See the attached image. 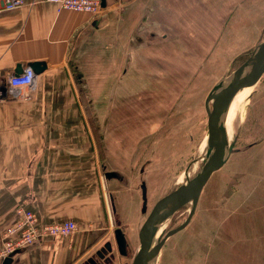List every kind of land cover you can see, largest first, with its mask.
Returning a JSON list of instances; mask_svg holds the SVG:
<instances>
[{
    "label": "crops",
    "instance_id": "obj_1",
    "mask_svg": "<svg viewBox=\"0 0 264 264\" xmlns=\"http://www.w3.org/2000/svg\"><path fill=\"white\" fill-rule=\"evenodd\" d=\"M22 1L0 14V84L21 73L22 64L44 69L30 100L0 101V249L21 208L37 226L71 221L77 231L28 248L11 264H86L113 241L111 203L122 221L135 200L125 208L124 179H105L91 133L92 125L119 121L86 117L84 109L102 107L95 94L120 92L116 78L123 73L203 75L206 63L225 46H241L249 30L248 47L220 56L219 70L215 59L210 63L223 78L232 61L264 38V0H130L94 15L58 11L45 0ZM88 93L92 99L84 101ZM92 261L105 264L98 256Z\"/></svg>",
    "mask_w": 264,
    "mask_h": 264
},
{
    "label": "rangeland",
    "instance_id": "obj_2",
    "mask_svg": "<svg viewBox=\"0 0 264 264\" xmlns=\"http://www.w3.org/2000/svg\"><path fill=\"white\" fill-rule=\"evenodd\" d=\"M247 39L237 48L225 46L214 58L216 68L223 62L220 56L229 57L234 48L248 47L251 40ZM248 52L232 61L226 74L238 67ZM172 61L176 66L177 61ZM210 63L197 77L134 78L123 73L116 78L120 92L95 94L96 101H104L102 107L84 109L86 117H115L119 121L92 125L91 133L105 171L118 172L125 181L119 185L126 200L124 207L135 200V208L122 220L131 257L115 255L112 264L132 263L139 247L138 231L148 212L201 168L206 137L203 101L222 79ZM139 84L150 90L133 89ZM242 92L233 100L226 120L236 152L213 173L191 222L167 238L154 264H264V74L254 87ZM91 99L90 93L84 95V101ZM143 182L145 215L140 212ZM124 207L121 209L126 210ZM188 207L166 221L162 230L168 233L178 228Z\"/></svg>",
    "mask_w": 264,
    "mask_h": 264
},
{
    "label": "water",
    "instance_id": "obj_3",
    "mask_svg": "<svg viewBox=\"0 0 264 264\" xmlns=\"http://www.w3.org/2000/svg\"><path fill=\"white\" fill-rule=\"evenodd\" d=\"M101 6L103 8L106 6L105 0H102ZM29 67L33 69L36 76L44 69V66L42 67V65L37 63L31 64ZM254 71H259L257 78V81H259L264 74V39L260 40L246 54L245 60L238 67L219 80L206 95L203 101V109L206 115V137L204 140V151L200 157L201 168L193 180L186 182L187 190L185 192H179L167 199L161 198L148 212L138 231L139 247L133 256L131 264H150L159 255L166 239L181 232L189 225L209 179L236 152L233 148L234 141L228 135L227 115L233 100L242 94V91L252 87ZM16 74H19V72H16ZM228 142H230L229 147ZM227 154L228 156L226 157ZM102 170L106 180H122V176L117 172H107L104 166H102ZM186 176L188 175L186 174ZM140 190L142 198L140 212L145 215L147 212V199L144 182L141 184ZM110 200L112 201L111 196ZM186 206H189V212L185 221L178 228L168 233L166 231L163 232L160 241L150 246V238L155 231ZM111 208L114 218L113 241L106 242L96 252L95 256L93 255L89 258L88 263L85 262L86 264H93L92 259L97 256L99 259H104L106 264H112L115 260V255L121 259H129L131 257L130 244L122 229V221L113 203H111ZM114 248L116 249V254L114 253ZM12 261V258H7L2 264H11Z\"/></svg>",
    "mask_w": 264,
    "mask_h": 264
},
{
    "label": "built area",
    "instance_id": "obj_4",
    "mask_svg": "<svg viewBox=\"0 0 264 264\" xmlns=\"http://www.w3.org/2000/svg\"><path fill=\"white\" fill-rule=\"evenodd\" d=\"M45 1L56 5L58 11L67 10L91 15L97 14L103 8L101 6L102 0ZM123 1L130 0H105V5L109 3H121ZM22 5V0H0V14L14 11ZM22 75L23 71L13 75V77L19 79ZM8 99L22 101L20 98H15V96L9 94V85L6 80L3 85L0 84V101ZM17 213L19 215L18 221L13 226L8 227L2 234L3 243L0 249V264L5 259L13 258L28 248L39 245L46 240L68 237L77 231L76 225L71 221L37 226L31 212L19 208Z\"/></svg>",
    "mask_w": 264,
    "mask_h": 264
},
{
    "label": "clouds",
    "instance_id": "obj_5",
    "mask_svg": "<svg viewBox=\"0 0 264 264\" xmlns=\"http://www.w3.org/2000/svg\"><path fill=\"white\" fill-rule=\"evenodd\" d=\"M27 65L22 64L23 75L19 79L14 78L11 73L6 79L9 85V94L20 98L23 102H27L39 86L37 76L34 75L33 69Z\"/></svg>",
    "mask_w": 264,
    "mask_h": 264
},
{
    "label": "bare ground",
    "instance_id": "obj_6",
    "mask_svg": "<svg viewBox=\"0 0 264 264\" xmlns=\"http://www.w3.org/2000/svg\"><path fill=\"white\" fill-rule=\"evenodd\" d=\"M258 73H259V71H254V74H253V80H252V87H254L257 83H258V81H257V78H258ZM262 77V76H261ZM229 141V140H228ZM230 146V142H228V147ZM232 151H233V148H232ZM205 156V155H204ZM228 156V154L226 155V157ZM182 179V178H181ZM191 180H193V178L192 179H190V180H188V181H191ZM179 183V182H178ZM187 190V183H184V184H182V185H180V186H178L173 192H171L169 195H167L166 197H164L163 199H167V198H169V197H171V196H173V195H175V194H177V193H179V192H185ZM163 232H165V230L163 229L162 230V228H159L158 230H156L155 231V233L152 235V237L150 238V246H153V245H155L157 242H159L160 241V237H161V234L163 233ZM167 232V231H166ZM167 240V239H166ZM154 262H155V259L152 261V262H150V264H154Z\"/></svg>",
    "mask_w": 264,
    "mask_h": 264
}]
</instances>
